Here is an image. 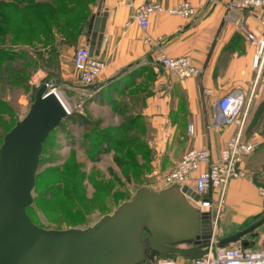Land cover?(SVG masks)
Returning <instances> with one entry per match:
<instances>
[{
    "label": "crops",
    "instance_id": "obj_1",
    "mask_svg": "<svg viewBox=\"0 0 264 264\" xmlns=\"http://www.w3.org/2000/svg\"><path fill=\"white\" fill-rule=\"evenodd\" d=\"M101 1V12L106 11L108 16L96 57L106 67L95 85L83 87L74 55L65 57L61 61L63 86L83 97V101L105 87L104 102L95 103L111 109L116 120L113 128L131 133L133 138L127 147H136V158L144 164L143 177L157 179L161 184L186 151L208 149L217 158L227 141L241 130L244 141L258 142L255 152L241 165L247 177L232 179L220 208L216 201L213 214L208 215L216 218L219 210L218 225L224 237L263 216L264 200L259 187L264 185V159L258 155L264 149V64L255 67L256 48L247 40L246 32L264 37V12L230 10L231 0H98L91 6L88 20L99 13ZM150 2L165 8L188 2L196 15L188 19L156 12L144 29L131 21L132 15L134 7ZM87 31L77 44L67 47H73L74 53L79 47H89L91 29ZM162 53L174 58L189 57L203 73L181 78L157 62ZM234 90L245 96L242 126H215L217 100ZM90 102H85L86 110ZM189 125H193L192 132ZM189 186L193 188V181ZM244 240L241 245L247 242L252 249L260 248L264 244V225ZM176 259L179 264L191 260L181 256Z\"/></svg>",
    "mask_w": 264,
    "mask_h": 264
},
{
    "label": "water",
    "instance_id": "obj_2",
    "mask_svg": "<svg viewBox=\"0 0 264 264\" xmlns=\"http://www.w3.org/2000/svg\"><path fill=\"white\" fill-rule=\"evenodd\" d=\"M91 19L89 52L98 56L108 13ZM36 92L27 114L4 136L0 146V264H146L168 255L201 258L212 250L243 242L264 225V215L219 240L210 217L187 185L160 190L142 186L111 214L85 228L46 229L28 209L43 146L70 111L53 89ZM244 246L247 242H244Z\"/></svg>",
    "mask_w": 264,
    "mask_h": 264
},
{
    "label": "rangeland",
    "instance_id": "obj_3",
    "mask_svg": "<svg viewBox=\"0 0 264 264\" xmlns=\"http://www.w3.org/2000/svg\"><path fill=\"white\" fill-rule=\"evenodd\" d=\"M29 24L27 19L20 26L28 27ZM7 44L18 51H33V47ZM59 52V58L46 56L45 60H40L37 71L27 82L13 81L11 75L18 64L12 63L9 73L6 67L0 70V146L6 133L27 114L37 90L52 81L55 84L49 89L56 90L70 112L83 111L92 120L100 118L102 123L93 141L97 147H91L93 142L88 140L90 134L83 125L68 119L50 136L43 147L33 191L34 202L28 211L33 222L42 228H85L131 199L138 188L148 186L160 190L167 185L157 179L143 177L144 164L139 163L135 156L136 147H127L125 153H120L112 142L104 139L102 132L112 134L111 128L116 121L113 112L92 101L86 110L83 97L63 86L61 61L65 57H73L74 48L66 46ZM116 138L130 142L133 137L127 131L116 129ZM259 156L264 159V149ZM210 219L215 222L214 217ZM214 236L217 240L224 237L218 223Z\"/></svg>",
    "mask_w": 264,
    "mask_h": 264
},
{
    "label": "built area",
    "instance_id": "obj_4",
    "mask_svg": "<svg viewBox=\"0 0 264 264\" xmlns=\"http://www.w3.org/2000/svg\"><path fill=\"white\" fill-rule=\"evenodd\" d=\"M229 9L236 12L258 9L264 12V0H231ZM156 12H166L188 19L196 15V11L188 2L171 8H165L157 2H150L134 7L131 21L138 22L142 28L146 29L149 26L151 15ZM242 21L243 17H241ZM246 37L249 43L256 48L254 65L256 68H261L264 64V37H260L253 31H247ZM156 60L162 67L177 73L181 78H189L203 73V69L194 64L189 57L174 58L162 53L157 56ZM73 62L83 87L95 85L106 67L104 61L90 54L88 46L76 49ZM244 106L245 96L242 91L234 90L224 95L217 100L213 124L223 127L237 123L241 127L243 121H241L240 115ZM192 130L193 125H189V131L192 132ZM241 132L240 130L227 141L217 158H213L208 149L186 151L175 168L164 175V184L167 186L173 184L189 186V183L193 181V189L201 196L197 202L200 210L213 214L214 203L217 201L220 208L228 183L235 178L247 177L241 165L247 157L255 152L258 146L257 141H244ZM203 166L206 168L202 169ZM259 195L264 200V186L259 187ZM218 216L219 210L215 215V222L212 221L215 229ZM156 264H179V262L172 257H163L158 259ZM186 264H264V244L258 249L244 245L217 248L201 258L191 259Z\"/></svg>",
    "mask_w": 264,
    "mask_h": 264
},
{
    "label": "trees",
    "instance_id": "obj_5",
    "mask_svg": "<svg viewBox=\"0 0 264 264\" xmlns=\"http://www.w3.org/2000/svg\"><path fill=\"white\" fill-rule=\"evenodd\" d=\"M97 1L0 0V70L2 71V68L5 69L6 67L9 73L11 64H18V68L14 67L16 69L15 73H13L14 75H11L13 81L17 83L27 82L29 77L37 71L40 60H45L47 58L46 56L48 58H59L61 48L77 44L81 34L88 32L87 30L92 19L91 17L88 20L91 13V6ZM27 19L30 22L29 26H20L22 21ZM8 42L17 45V47H33V51L31 52L27 49L20 51L12 49L8 47ZM104 89L105 87H100L92 96H86V100L84 101L103 103ZM66 119L71 120L73 123L78 122L81 126L83 125L85 131L90 134L88 140L92 142L94 141V137L97 136L99 126L102 123L101 119L92 120L88 115L80 112L77 113L73 110ZM111 129L112 134L102 132L104 139L112 142L118 149V152L125 153L124 151L128 145L127 142L122 139H117L116 129ZM91 147H97V143L95 144L93 142ZM138 169L137 167L136 170ZM165 257L176 258L174 255ZM152 263L148 262L146 264Z\"/></svg>",
    "mask_w": 264,
    "mask_h": 264
},
{
    "label": "bare ground",
    "instance_id": "obj_6",
    "mask_svg": "<svg viewBox=\"0 0 264 264\" xmlns=\"http://www.w3.org/2000/svg\"><path fill=\"white\" fill-rule=\"evenodd\" d=\"M59 95V94H58ZM60 96V95H59ZM61 98V97H60ZM63 101V100H62ZM65 104V103H64Z\"/></svg>",
    "mask_w": 264,
    "mask_h": 264
}]
</instances>
